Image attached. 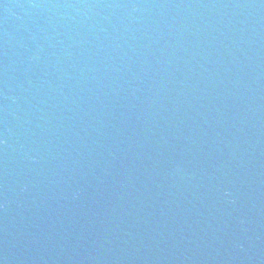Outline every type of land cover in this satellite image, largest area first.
<instances>
[{
	"label": "water",
	"instance_id": "water-1",
	"mask_svg": "<svg viewBox=\"0 0 264 264\" xmlns=\"http://www.w3.org/2000/svg\"><path fill=\"white\" fill-rule=\"evenodd\" d=\"M0 264H264V0H0Z\"/></svg>",
	"mask_w": 264,
	"mask_h": 264
}]
</instances>
